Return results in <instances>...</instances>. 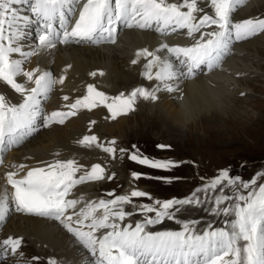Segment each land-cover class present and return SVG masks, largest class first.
I'll return each mask as SVG.
<instances>
[{
	"label": "snow or ice",
	"instance_id": "obj_1",
	"mask_svg": "<svg viewBox=\"0 0 264 264\" xmlns=\"http://www.w3.org/2000/svg\"><path fill=\"white\" fill-rule=\"evenodd\" d=\"M21 2L0 0V81L23 98L21 103L13 104L0 94V151L22 143L25 137L37 131V121H42V127L63 124L80 109L91 110L103 105L115 119L132 110L138 96L156 100V93L161 87L169 92L176 90L170 81L180 77L191 78L201 65H206L209 70L218 67L234 41L264 32V19L231 22V13L240 0H209L214 15L205 12L198 20L193 15L201 11L196 0H183L182 3L168 0H84L74 22L70 17L75 15V5L80 0H33L30 10L37 18L40 31L35 48L25 51L16 43L22 35L19 22L27 23L30 19L18 15L14 5ZM185 8L186 11L182 10ZM119 25L139 29L155 27L162 34L186 29L195 43L186 47L162 44L154 51L147 48L137 51V58L147 60L142 76L159 82L151 90L138 87L127 95L121 93L109 97L89 84L85 95L65 105L67 111L45 113L41 100L48 97L57 83L62 84L64 77L56 79L50 71L38 68L24 71L23 63L37 54V49H54L57 44L115 43ZM212 26L215 30L205 31ZM165 49L167 56L162 58L157 53ZM13 54H18L21 59H13ZM132 63H137V60ZM154 66L155 73L152 71ZM96 74L90 73L92 76ZM100 74L103 75L102 72ZM19 76L34 86L29 88L25 83L17 82ZM63 99L67 101L69 98L65 96ZM79 143L96 144L106 153H115L114 147L98 144L95 136L86 135ZM129 159L153 169L167 170L178 166L170 160H152L135 153ZM14 167L22 171L27 166L21 164ZM18 171L5 173L6 185L11 190L5 187L0 193V220L4 219L11 203L18 213L59 221L96 258L95 264H264V184L257 189L254 187L255 178L238 183V177L232 178L227 170H220L215 178L194 189L187 197L155 199L151 204L134 206L144 219L133 226L121 223L133 215L125 211L124 205L131 204L132 198L152 199L148 192L134 189L130 194L112 199L89 201L78 210L80 201L68 198L74 186L105 179V169L98 163L85 168L74 159H55L42 166L27 168L22 176L18 175ZM141 175L132 173L136 179ZM107 178L112 179L111 176ZM250 185L253 187L246 194L240 191L241 188L249 189ZM218 186L219 194L210 197L209 190L215 192ZM227 188H232L231 195L226 194ZM198 193H204V198L201 199ZM209 201L213 203V214L234 216V219L225 221L227 228L213 229L209 224L202 233H198L196 225L199 221L177 219V213L184 206ZM225 202H228L226 206ZM165 220H176L181 229L148 230L149 226ZM101 230L102 234L98 235ZM4 244L15 254L21 247L22 238L9 237ZM48 264L57 262L50 259Z\"/></svg>",
	"mask_w": 264,
	"mask_h": 264
},
{
	"label": "bare ground",
	"instance_id": "obj_2",
	"mask_svg": "<svg viewBox=\"0 0 264 264\" xmlns=\"http://www.w3.org/2000/svg\"><path fill=\"white\" fill-rule=\"evenodd\" d=\"M247 1L248 0H244L243 4H240L241 6H235L236 8L241 9L238 11V13H236V11H233L231 13L230 19L233 21V24L242 22L247 19H264V1H258L257 6L259 7V12L261 13L257 12V15H254V9L252 8V6L254 5H252V0L248 3ZM31 5V0H27V2H23L22 0L19 5H15L19 16H27L30 18L27 23L20 21L18 25L20 31L22 32V35L18 38L16 43L18 45L21 44L20 46L24 45L22 47L25 51L27 47L26 44H28V50H30V48H35L30 36L33 33L31 27L33 26L34 22H36L37 18L31 13ZM235 13L236 16L234 17L233 15ZM210 30H213V28H211ZM263 33L264 32H260L259 34L261 38L264 37L262 35ZM124 35L127 41L124 42L123 40H121L113 45H102L100 48L96 45H86L85 43L80 42L76 43V45H68L71 47L67 48V46H63V48H57L58 50H51L50 52H48V49H38V52L41 53L44 62V66H41L40 68L41 71H46L47 68H53L55 70V67L57 66H60V68L62 69L61 74L55 73L53 74V77L59 79V77L63 76L64 82L62 84L57 83L52 89V94L56 92L62 93L69 91L71 92V98H73L76 95L74 89L76 88L77 84L80 85L78 89L81 88V91L84 89L86 92L87 85H89L90 82H95V84L99 86H102L105 82V85L108 84V86H111L114 90H118L122 87H130L131 85H133L137 79V76L133 72V70L135 69V67L137 68L138 65L130 64V60L132 59V57L130 58L129 55L131 45H142L143 42L151 41L152 39H154L155 35L149 32H145L144 30H138L137 32L125 31L123 32V36ZM196 35H198L196 37L199 38V34ZM28 37L30 41L28 40L27 42L25 41V39H27ZM256 41L257 39H254V37L252 36L248 37L245 40H240V42L234 41L230 45L233 53H231L227 58H223L219 65H222V68H215L213 70H210L208 74L204 75L197 74L194 78L184 82H179V80L170 81L171 83H174L176 85V90L168 92L165 95L156 93V100H146L143 97L138 96L133 106H139L138 112L144 110L141 113L140 117H144L145 112L149 113L150 111L156 113L160 109L161 111L158 114H169L170 120H172V122H170L171 124H169L168 122V124H165V128H163L162 134L167 133L169 130H172V135H174L176 138L181 134L183 127L187 123H197L199 119H216L217 117L212 115L213 112H215L213 110L219 108L222 111L223 103L228 104L232 99L236 102L238 100H241L239 99L237 94L243 93L246 96L247 87H245L244 84L246 80L249 79L250 75L247 72V69L248 67L250 68V66H253V60L255 59L254 56H260V54L264 51V45L256 43ZM192 42H194L192 41V39L186 41V46H189L188 44ZM121 43L123 44L121 45ZM79 44L84 45V48H81ZM140 49H144V47ZM140 49H137V51ZM66 53L68 54L66 55ZM46 54L49 55L48 61V58L44 59V55ZM37 55L38 54H36V57ZM12 58L21 59L18 54H13ZM32 59L35 60V57H32ZM50 60H52L53 63H50ZM34 65V61H30L29 65L24 68V71H31L32 69H36ZM93 72L97 74L95 76L90 75V73ZM101 72L103 73V75L100 74ZM21 77L23 76L17 77V82L25 83L26 87L29 88L34 86L32 82H27L26 78L22 80ZM139 84H144L142 82V79H140ZM146 88H148V86H146ZM97 90L101 91L100 89ZM0 92V94L5 95L7 99L11 96L14 99L13 104H19L23 99L19 93H16L3 81H0ZM231 107L233 106H230V108ZM95 108L87 111L83 115H79L77 118L65 123L62 126H51L45 130H42L45 134L41 135V138L39 137L40 139L38 137L36 139V136L34 135L35 138L33 136V138L27 140L25 144L23 142V146L21 145L20 147L15 149V151L20 154V157H23V153L34 155V157L31 156L32 158H28L27 160L30 164H32L33 162L39 163L41 160H43V155L51 152L58 147L74 148V151L72 152H75V150H77L73 145V141L75 140V133H79L81 131L84 134H92L94 132L92 131V126L90 125L91 119L93 120V123H97V121L101 120L99 114L102 113L103 109L100 107V105ZM150 108L152 109V111L150 110ZM138 112H136L135 114H137ZM135 114L133 113V115ZM133 115L130 117H117V119L113 122L107 121V123H98L94 130L95 132L97 131V133L99 131L102 135L119 133L117 135L119 138H121L123 134L126 135V133L123 131L124 125L126 127V125H129L130 120H132L133 118L137 119L136 116ZM70 150L71 149H69L68 151ZM27 154L25 155L26 158ZM15 155L16 154H12V152H8V154L5 155L7 159H3V161L6 162L7 160H12L14 157H17ZM72 155L71 152L67 155H64L65 160L73 159ZM95 155H97V150H95L93 147L90 150V155H87V158L78 156L80 158V162L77 163L81 165H83L84 163H88L93 160L92 158ZM7 165L8 164H3L1 167L3 179L5 176L4 168ZM85 183L87 184L88 182ZM89 186L91 187L92 184H90ZM129 187L131 189V186ZM129 187L126 186V189L124 191L129 190ZM3 191L4 186L0 181V193H2ZM122 195L125 194L122 192ZM134 219L135 218H129V221H132ZM121 223L131 224L130 222ZM63 228L64 227L62 226V224H60L59 221H55L53 219L45 217L21 214L11 215L5 224V232H14L25 236L24 240L28 242V245L24 248L25 250H27L25 251L24 256L31 258L32 264H48L47 260H40V257H38L37 261L32 260L33 256L43 254L42 251L46 250V247L48 248V252H46V254H49L52 259H55L57 264H92V262H88V259L84 255L83 250L80 249L79 244L75 241L78 239L72 233L68 232L66 228ZM99 234H102V230L101 232H99ZM76 256L77 258H75ZM83 259L84 261L82 262ZM6 262L7 261H2L0 264H9Z\"/></svg>",
	"mask_w": 264,
	"mask_h": 264
},
{
	"label": "rangeland",
	"instance_id": "obj_3",
	"mask_svg": "<svg viewBox=\"0 0 264 264\" xmlns=\"http://www.w3.org/2000/svg\"><path fill=\"white\" fill-rule=\"evenodd\" d=\"M258 1L262 0H257V4L256 0H252L254 15L259 12ZM248 2H251V0H248ZM240 9L235 8L234 11L238 13ZM236 13L233 15L234 17ZM259 34L260 32L252 37L257 39L256 43L264 45V37L261 38ZM262 35L264 36V33ZM26 45L28 47V44ZM79 46L84 48L81 44ZM254 57L253 66L248 67L247 72L250 74L253 70H257V72L259 71L258 76L247 79L244 84L247 87V92H251L250 95L238 96L241 100L236 102L232 99L229 101V105L223 103L222 111L219 108L216 110L220 111L213 110L215 112L212 115L216 116V119H199L197 123H187L177 138L172 135V130L162 134L165 124H171L172 120H170L169 114H158L161 109L156 113L145 112L144 117H140L144 110L137 111V114L135 112V115H128L129 117L136 116L137 119L130 120L129 125H126V127L124 125L123 131L126 135L123 134L121 137L120 142L122 144L143 140L148 146L145 148L149 151L152 160H170L178 164L177 167L167 170L149 169L157 177L155 180L160 178L158 182L163 185L159 187L161 195L173 193L179 197H187L194 189L207 184L206 180H211V178H206L219 174L220 170H227L232 178L238 177V183L249 182L255 178L256 184L254 187L258 189L260 184H264V51L260 56L255 55ZM22 66L24 69L25 65ZM230 106L233 107L230 108ZM150 110L152 111L151 108ZM42 130L35 134L36 139L45 134ZM158 140H162V142L153 144ZM26 141H24V144ZM163 141L168 144H163ZM159 152L162 153V156L167 155V157L155 156L154 158V153L160 154ZM219 187L215 192L209 190V196L214 197L219 194ZM252 187L250 185V188L246 190H251ZM232 191V188L225 190L226 194L229 193V195L232 194ZM198 195L201 199L204 198V193H198ZM212 204V201H209L201 205H192V207L191 205L184 206L182 209H185L187 213H183L181 216L186 217V220L199 221L196 227L202 229L212 224L210 219L216 216L211 212ZM127 222L133 225L132 221Z\"/></svg>",
	"mask_w": 264,
	"mask_h": 264
}]
</instances>
